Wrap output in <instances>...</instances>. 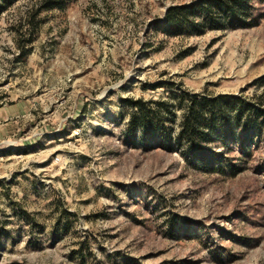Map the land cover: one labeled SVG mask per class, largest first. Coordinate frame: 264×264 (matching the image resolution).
<instances>
[{
	"label": "rangeland",
	"instance_id": "374dc122",
	"mask_svg": "<svg viewBox=\"0 0 264 264\" xmlns=\"http://www.w3.org/2000/svg\"><path fill=\"white\" fill-rule=\"evenodd\" d=\"M39 1L0 14V264H264V127L226 149L237 173L207 172L134 139L122 102L264 105V3L251 27L172 35L157 22L194 0Z\"/></svg>",
	"mask_w": 264,
	"mask_h": 264
},
{
	"label": "trees",
	"instance_id": "16d2710c",
	"mask_svg": "<svg viewBox=\"0 0 264 264\" xmlns=\"http://www.w3.org/2000/svg\"><path fill=\"white\" fill-rule=\"evenodd\" d=\"M16 1L0 0V14ZM63 1L40 0L35 13L60 7ZM260 3L264 0H194L170 6L157 24L172 35L251 27L262 17ZM34 14L29 18L31 23ZM166 85L160 86L169 87ZM167 91L166 98L122 99L131 109L128 127L132 137L140 138L147 148L178 152L190 168L237 173L240 164L226 149L239 142L241 151L246 153L249 139L263 130L264 105L234 94L182 88Z\"/></svg>",
	"mask_w": 264,
	"mask_h": 264
}]
</instances>
